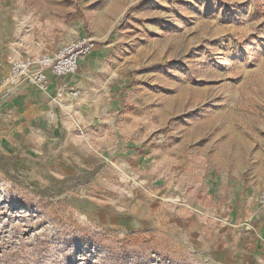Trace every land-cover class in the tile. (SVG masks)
I'll list each match as a JSON object with an SVG mask.
<instances>
[{
    "label": "rangeland",
    "instance_id": "rangeland-1",
    "mask_svg": "<svg viewBox=\"0 0 264 264\" xmlns=\"http://www.w3.org/2000/svg\"><path fill=\"white\" fill-rule=\"evenodd\" d=\"M79 37L103 90L79 95L63 164L59 149L0 141V264L256 256L264 0H0V82L10 58Z\"/></svg>",
    "mask_w": 264,
    "mask_h": 264
},
{
    "label": "crops",
    "instance_id": "crops-1",
    "mask_svg": "<svg viewBox=\"0 0 264 264\" xmlns=\"http://www.w3.org/2000/svg\"><path fill=\"white\" fill-rule=\"evenodd\" d=\"M93 53L94 51L91 54ZM91 54L87 56V59L86 57L80 59L78 72L74 76L56 79L48 75L50 81L48 93H41L27 84L19 86L14 95L9 97L0 91V141L2 146L15 149L13 153L16 155L23 154V150H27L26 152L30 155L28 147L31 144L44 149L56 148L59 149L57 159L50 162L53 166L58 162L59 165L63 164L62 157L69 155L70 152L61 151V148L76 146L78 139L75 137H79L75 133L82 130V124L76 122L74 116L76 117L80 112L84 100L98 95L103 90L96 86L103 81H97L95 76L89 74ZM14 59L17 58H10L9 67ZM59 91L62 92V98L56 100L54 97ZM70 91L78 93L76 99H71ZM79 95L84 100L77 101ZM69 118H71L70 121ZM26 152H24L25 156ZM248 200L250 205L256 204L254 192L249 194ZM256 218L260 225L257 226L258 234L264 236V210L259 209ZM261 247L263 249L255 250L256 256L235 258L234 254L226 255L223 263L264 264V246L261 245Z\"/></svg>",
    "mask_w": 264,
    "mask_h": 264
},
{
    "label": "built area",
    "instance_id": "built-area-1",
    "mask_svg": "<svg viewBox=\"0 0 264 264\" xmlns=\"http://www.w3.org/2000/svg\"><path fill=\"white\" fill-rule=\"evenodd\" d=\"M95 48L90 37H79L46 55L17 58L11 61L9 71L0 82L1 91L5 96L14 95L22 84L34 88L41 93H48L50 81L48 75L56 79L74 76L78 72L79 61L89 56ZM71 99L78 93L70 91ZM62 92L55 94L54 99L60 100ZM259 207L264 210V194L259 196Z\"/></svg>",
    "mask_w": 264,
    "mask_h": 264
}]
</instances>
